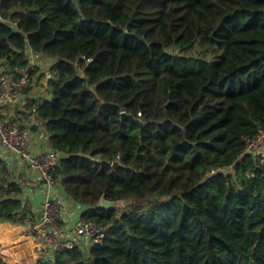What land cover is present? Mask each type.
Returning a JSON list of instances; mask_svg holds the SVG:
<instances>
[{
  "label": "trees",
  "instance_id": "obj_1",
  "mask_svg": "<svg viewBox=\"0 0 264 264\" xmlns=\"http://www.w3.org/2000/svg\"><path fill=\"white\" fill-rule=\"evenodd\" d=\"M0 60H54L30 100L101 244L36 264H264V0H0ZM194 46L209 53L187 55ZM127 113L144 126L123 120ZM118 162L119 166L114 164ZM0 161V223L27 216ZM132 201L107 210L101 200Z\"/></svg>",
  "mask_w": 264,
  "mask_h": 264
},
{
  "label": "built area",
  "instance_id": "obj_2",
  "mask_svg": "<svg viewBox=\"0 0 264 264\" xmlns=\"http://www.w3.org/2000/svg\"><path fill=\"white\" fill-rule=\"evenodd\" d=\"M4 20L0 6V21ZM35 65L30 62L28 67L19 70L20 76L15 77L6 71L0 72V110L3 107L18 108L26 105L33 89ZM43 123L38 118L37 106L32 105L28 121L23 123L18 116L0 112V148L10 154L14 160L26 163L36 175V181L44 184V199L41 204L39 218L36 220L27 215L20 222L23 234L37 243L36 250L41 257L50 259L67 249L81 246L87 253L97 244L103 243L106 229L101 225L79 216L75 222L65 224L67 201L64 197L54 194L59 181L54 172L64 158L60 151L48 149L36 152L32 142V125ZM44 135H48L44 131ZM248 151L255 157L264 159V131L254 140L247 139ZM51 257V258H53ZM0 264H25L22 261Z\"/></svg>",
  "mask_w": 264,
  "mask_h": 264
},
{
  "label": "crops",
  "instance_id": "obj_3",
  "mask_svg": "<svg viewBox=\"0 0 264 264\" xmlns=\"http://www.w3.org/2000/svg\"><path fill=\"white\" fill-rule=\"evenodd\" d=\"M30 54V62L35 65L36 76H34L33 89L29 100H50L52 95L48 86V78L51 77L50 69L53 66L54 60L40 55L36 56L33 53ZM6 65V61L0 60V72L7 70ZM28 105L29 102L25 106H18L14 112L7 113L18 116L25 123L28 121V117H26ZM33 125H37L36 130L32 129V142L35 151L40 152L50 149L49 136L47 134L44 135V131L46 130L45 126L38 127V124ZM0 161L6 162L11 172V179L19 189L18 191H14L7 186L6 191L8 192L4 191L5 197L8 195L18 197L23 203V210H25L26 214L37 220L45 196L44 184L37 183L35 173L26 163L14 160L2 148H0ZM54 194L64 197L67 201L68 208L64 215L65 224L75 222L79 216H82L86 212L87 209L85 207L74 202L69 197L60 182L55 188ZM36 247V241L23 234V228H21L20 223H0V260L5 262L22 261L25 264H36V258L40 255ZM51 257L53 256L48 258Z\"/></svg>",
  "mask_w": 264,
  "mask_h": 264
},
{
  "label": "water",
  "instance_id": "obj_4",
  "mask_svg": "<svg viewBox=\"0 0 264 264\" xmlns=\"http://www.w3.org/2000/svg\"><path fill=\"white\" fill-rule=\"evenodd\" d=\"M18 106H20V103L18 104ZM122 118L123 120H126V119H130L132 122L140 125L141 127L144 126L143 122L139 119H136L134 118L133 116L131 115H128L127 113H124L122 115ZM32 129L33 130H36L37 129V125H33L32 126ZM247 154H251V152H247ZM115 167H118L119 166V163L116 162L114 164ZM132 201L130 200H126V201H115V202H112V201H109L107 200L106 198H103L101 200V205L103 208L107 209V210H113V209H117V208H123V207H126V206H129L131 204Z\"/></svg>",
  "mask_w": 264,
  "mask_h": 264
},
{
  "label": "rangeland",
  "instance_id": "obj_5",
  "mask_svg": "<svg viewBox=\"0 0 264 264\" xmlns=\"http://www.w3.org/2000/svg\"><path fill=\"white\" fill-rule=\"evenodd\" d=\"M187 55H194V56H205V57H208L209 59H212V57L209 55V53L203 51L202 49H200L198 46H194L192 49H190L187 53ZM32 76H36V72L34 71L33 75ZM34 81V79H33ZM46 81V80H45ZM31 108L32 107H29L28 110H26V117L29 118V113L31 111ZM15 111V108L13 107H3L1 108L0 112L1 113H11V112H14ZM7 113V114H9ZM264 146V145H263Z\"/></svg>",
  "mask_w": 264,
  "mask_h": 264
}]
</instances>
